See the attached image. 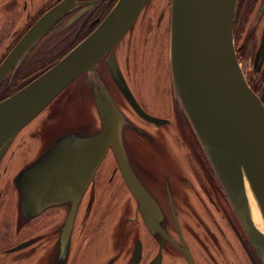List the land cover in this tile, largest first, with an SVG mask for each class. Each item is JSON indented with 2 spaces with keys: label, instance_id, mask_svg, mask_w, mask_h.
Here are the masks:
<instances>
[{
  "label": "water",
  "instance_id": "95a60500",
  "mask_svg": "<svg viewBox=\"0 0 264 264\" xmlns=\"http://www.w3.org/2000/svg\"><path fill=\"white\" fill-rule=\"evenodd\" d=\"M75 0H64L46 13L16 44L0 65V84L38 39L68 12ZM239 0H172L170 62L177 102L183 107L205 154L254 244L264 254V232L254 223L249 185L264 221V104L240 67L234 42ZM149 0H118L86 38L21 89L0 101V158L14 137L44 110L70 83L110 55L119 74L113 49L134 25ZM123 94L136 112L157 125L167 119L146 112L124 83ZM103 129L86 135L70 133L17 176L21 213L38 217L48 208L65 204L60 255L69 254L71 235L80 202L95 174L112 150L121 174L138 203L148 229L161 236L160 264L165 239L180 248L194 264L185 246L178 245L161 225L164 214L158 201L134 172L123 141L124 114L114 100L97 104ZM32 243L24 242L12 251ZM132 262L140 260L137 241Z\"/></svg>",
  "mask_w": 264,
  "mask_h": 264
},
{
  "label": "rangeland",
  "instance_id": "374dc122",
  "mask_svg": "<svg viewBox=\"0 0 264 264\" xmlns=\"http://www.w3.org/2000/svg\"><path fill=\"white\" fill-rule=\"evenodd\" d=\"M171 5L172 0H149L113 52L121 62H134L133 71L139 79L133 88L144 106L170 119L161 125L144 121L153 130L155 141L148 142L134 135L131 152L135 160L152 172L156 170L166 176L168 173L164 171L168 168L169 172L174 165L177 181L181 175L188 179L187 187L179 186L187 198L176 191V208L183 221L187 217L193 219L191 231L198 235L201 229L194 220L198 225L209 226L211 218L226 227L223 210L235 209L214 169L201 158L205 151L176 100L170 62ZM65 42L57 43V47ZM241 57L239 60L247 68L245 58ZM85 74L70 83L17 133L4 154L0 164V264H53L67 205L50 207L31 221H22L15 180L57 134L80 127L87 131L96 128L97 113L86 101ZM120 101L127 109L128 105ZM160 147L166 155L175 157L165 160ZM118 167L115 154L109 152L81 200L69 256L56 264H130L138 240H142L144 252H151V236L145 227L139 231L142 217L136 214L137 204ZM171 182L175 184V178ZM189 211H194L195 218L189 216ZM32 238L36 240L22 249L9 250ZM195 251L200 260H207L200 244L195 243Z\"/></svg>",
  "mask_w": 264,
  "mask_h": 264
},
{
  "label": "flooded vegetation",
  "instance_id": "af4514ba",
  "mask_svg": "<svg viewBox=\"0 0 264 264\" xmlns=\"http://www.w3.org/2000/svg\"><path fill=\"white\" fill-rule=\"evenodd\" d=\"M62 1L64 0H0V65L33 25ZM117 2L118 0H75L72 8L60 17L59 20L38 39L27 54H25L8 72L7 76H5L0 84V101L16 90L21 89L38 74L50 68L57 60L62 58L80 41L86 38L100 25ZM63 40L66 42L62 46L57 47V43L61 44ZM234 42L238 58L242 59V55L248 64L247 68L242 65L246 72H248V83L264 104V0L238 1L234 22ZM111 55H114V58L111 60L113 62L114 60L116 61L119 74L113 70L109 61L111 56L108 55L96 64L94 70L87 72L83 76V85L87 88L86 101L95 108L97 113V117H95L97 121L95 123L96 128L92 131H87L85 127H80L57 134L45 147H43V150L35 157L33 162L43 156L57 139H62L67 134L74 133L76 136H82L103 129V122L99 116L97 104L99 102L105 103L106 95L110 96L126 118V122H124L123 125V141L132 168L161 206L164 214L161 225L178 245L184 247L185 244L181 240L179 233V229L181 230L183 239L193 257L194 264H264V254H262L260 249L254 244L235 210H232L231 207L229 211L223 210V218L227 224L226 227L222 226L220 221L211 218L209 226L198 225L199 222L194 220L195 225L201 229V232L195 235V233L191 231L193 219L187 217L186 222L180 219L175 202L176 191L179 195L187 198L185 192H180L179 186L187 187L189 184L188 179L181 175L178 176L177 181L178 172L174 170V165H171V170L169 172L168 168L164 171L168 173L164 176L156 170L152 172L149 167L135 160L131 152L132 137L136 135L139 139L154 142V132L145 126L144 121L156 123L144 119L136 112L123 94L121 85L125 86L124 83L128 85L141 107L150 115L167 119L168 122L166 123H169L170 119L150 112L137 97L133 87L139 78L133 71L135 69L134 62L132 64L121 62L117 53L113 51ZM118 100L126 103L128 108L125 109ZM162 147H160V149L166 157L165 160L175 157L173 154L166 155ZM110 152L114 153L112 150ZM4 154L0 158V164ZM202 157L205 158L204 163L212 167L206 154L204 156L203 153L201 155V158ZM172 177L175 178V184L171 182ZM156 185L159 187H156ZM160 198H163V200L161 201ZM135 202L137 204L136 214L142 217V221L139 223V231H142L145 227L146 231L151 236L153 248L151 252H144L143 242L142 240H138L142 242L140 260L138 262H132V255L130 264H150L158 255L161 236L152 233L148 229L142 213L138 210L136 199ZM80 205L77 216L81 209ZM68 212L69 207L67 205V213L59 229L58 247L52 261L53 264H56V262H64V257L60 255V237L62 232L61 228ZM188 214L190 217L195 218L194 211H189ZM20 217L22 221H31L33 219L22 213ZM231 236L233 237V241L231 240ZM35 240V238H32L28 241L33 243ZM195 243L198 246L199 244L201 245V249L204 250L207 260L202 261L196 256ZM135 247L133 254L136 249ZM12 249L9 250L12 251ZM154 250L155 252H153ZM160 264H188V259L180 248L176 247L166 238L162 248V259Z\"/></svg>",
  "mask_w": 264,
  "mask_h": 264
},
{
  "label": "bare ground",
  "instance_id": "6f19581e",
  "mask_svg": "<svg viewBox=\"0 0 264 264\" xmlns=\"http://www.w3.org/2000/svg\"><path fill=\"white\" fill-rule=\"evenodd\" d=\"M244 71L246 72L245 69H244ZM247 188H248L249 202H250V207H251L252 217H253L254 223L256 224V226L260 230H262L264 232V221L262 219V215H261L258 203H257L249 185H247Z\"/></svg>",
  "mask_w": 264,
  "mask_h": 264
},
{
  "label": "built area",
  "instance_id": "2783aa9c",
  "mask_svg": "<svg viewBox=\"0 0 264 264\" xmlns=\"http://www.w3.org/2000/svg\"><path fill=\"white\" fill-rule=\"evenodd\" d=\"M241 65H243L244 66V64L243 63H241ZM244 69V68H243ZM245 73H248V72H245Z\"/></svg>",
  "mask_w": 264,
  "mask_h": 264
}]
</instances>
